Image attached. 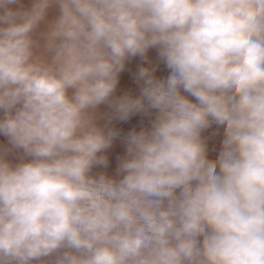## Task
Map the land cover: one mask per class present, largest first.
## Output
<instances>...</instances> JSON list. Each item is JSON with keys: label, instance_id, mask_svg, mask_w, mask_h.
<instances>
[{"label": "clouds", "instance_id": "obj_1", "mask_svg": "<svg viewBox=\"0 0 264 264\" xmlns=\"http://www.w3.org/2000/svg\"><path fill=\"white\" fill-rule=\"evenodd\" d=\"M0 136V264H264V0H0Z\"/></svg>", "mask_w": 264, "mask_h": 264}, {"label": "crops", "instance_id": "obj_2", "mask_svg": "<svg viewBox=\"0 0 264 264\" xmlns=\"http://www.w3.org/2000/svg\"><path fill=\"white\" fill-rule=\"evenodd\" d=\"M23 3L25 7H29L31 4V0H23ZM12 7H17V6L13 5ZM54 14L55 12L53 11L52 13H50V16ZM142 66L155 67L156 68L155 75L159 78L165 77L166 66L159 60L157 50L150 49L149 52L147 53V60H144L141 57H135L126 62L125 70L120 74V79L117 85V90L115 95L120 96L123 95L125 92H130L133 95H137V96L140 94V84H138L137 81L135 80V76L139 68ZM100 111L101 112L108 111L107 106L101 105ZM151 118L152 117H146L138 114L131 117L126 122L114 120L110 126L118 129L121 135H125L128 131L132 130L133 128H135L136 130H140L142 127L149 126ZM99 123L101 124V126H103L106 123V120L102 118L99 121ZM207 134H208L207 146H208L209 158L215 159L221 148V142L223 139V127L216 126L214 124L213 127H210L208 129ZM202 136L205 138V132L202 133ZM123 153H124V146L121 143V141L117 139L116 141H114L112 147L107 150V154L109 157V165L107 169L96 167L93 169L94 173L106 171L109 175H115V170L118 165V157L122 156ZM10 159H12L13 162H15V157H10Z\"/></svg>", "mask_w": 264, "mask_h": 264}, {"label": "rangeland", "instance_id": "obj_3", "mask_svg": "<svg viewBox=\"0 0 264 264\" xmlns=\"http://www.w3.org/2000/svg\"><path fill=\"white\" fill-rule=\"evenodd\" d=\"M214 126V124L211 126V127H213ZM217 126V125H216ZM209 129V128H208ZM208 129L206 130V131H204L205 132V140H206V143H207V141H208V134H207V131H208ZM6 142V138H4V140H3V142L2 143H5Z\"/></svg>", "mask_w": 264, "mask_h": 264}, {"label": "built area", "instance_id": "obj_4", "mask_svg": "<svg viewBox=\"0 0 264 264\" xmlns=\"http://www.w3.org/2000/svg\"><path fill=\"white\" fill-rule=\"evenodd\" d=\"M166 71H165V77L169 74V70L165 67ZM4 140V137L0 136V143H2Z\"/></svg>", "mask_w": 264, "mask_h": 264}]
</instances>
